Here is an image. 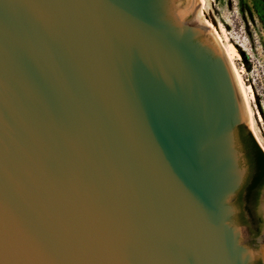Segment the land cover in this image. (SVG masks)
<instances>
[{
  "label": "water",
  "instance_id": "1",
  "mask_svg": "<svg viewBox=\"0 0 264 264\" xmlns=\"http://www.w3.org/2000/svg\"><path fill=\"white\" fill-rule=\"evenodd\" d=\"M198 10L0 0V264H264L240 128L264 148Z\"/></svg>",
  "mask_w": 264,
  "mask_h": 264
},
{
  "label": "rangeland",
  "instance_id": "2",
  "mask_svg": "<svg viewBox=\"0 0 264 264\" xmlns=\"http://www.w3.org/2000/svg\"><path fill=\"white\" fill-rule=\"evenodd\" d=\"M198 18L236 49L232 60L250 97L254 137L264 148V0H205Z\"/></svg>",
  "mask_w": 264,
  "mask_h": 264
},
{
  "label": "flooded vegetation",
  "instance_id": "3",
  "mask_svg": "<svg viewBox=\"0 0 264 264\" xmlns=\"http://www.w3.org/2000/svg\"><path fill=\"white\" fill-rule=\"evenodd\" d=\"M245 157H246V154H245ZM255 178H256L255 170L249 168L248 175L246 177L244 185L238 192L237 200H236L237 201L236 203H238L239 206L247 207L246 210H248L249 212L251 221L250 223H246L245 225L248 227L252 237L258 236V233L264 221L262 215L254 212V210L256 209L258 205L259 199L262 196V190H263L262 188H263L264 179L262 178L260 180L259 178L256 180Z\"/></svg>",
  "mask_w": 264,
  "mask_h": 264
},
{
  "label": "bare ground",
  "instance_id": "4",
  "mask_svg": "<svg viewBox=\"0 0 264 264\" xmlns=\"http://www.w3.org/2000/svg\"><path fill=\"white\" fill-rule=\"evenodd\" d=\"M198 2H199V6L200 7H202L205 4V0H198ZM202 23L208 28L206 23H204V22H202ZM208 30L212 34V36L214 37V39L217 42V44L219 45V47H220V49H221V51H222V53H223V55H224V57H225V59L227 61V64H228V67H229V69L231 71V74L233 76L236 88L238 90V93H239L240 98H241L242 103H243V107H244V110H245V114H246V118H247V121H248V125L250 127L251 132L254 135L255 131H254V128H253L252 113H251V109H250V106H249L250 97L249 98L247 97L246 89L244 88L243 81H242L241 76H240V72L238 71V69L236 68V66H235V64H234V62L232 60V56L236 55V49L232 45H228V47L223 45L222 42L219 40L218 36L212 30H210L209 28H208ZM248 89H250V87Z\"/></svg>",
  "mask_w": 264,
  "mask_h": 264
},
{
  "label": "trees",
  "instance_id": "5",
  "mask_svg": "<svg viewBox=\"0 0 264 264\" xmlns=\"http://www.w3.org/2000/svg\"><path fill=\"white\" fill-rule=\"evenodd\" d=\"M239 140L241 142L243 151L246 154L249 168L255 170L256 172L255 179H264V154L262 150L259 148L251 134L245 131L243 128H240L239 130Z\"/></svg>",
  "mask_w": 264,
  "mask_h": 264
}]
</instances>
